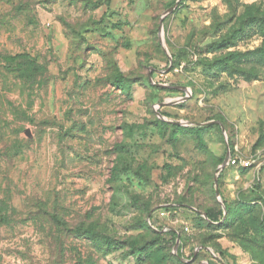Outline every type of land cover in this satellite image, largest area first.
<instances>
[{"label": "rangeland", "instance_id": "obj_1", "mask_svg": "<svg viewBox=\"0 0 264 264\" xmlns=\"http://www.w3.org/2000/svg\"><path fill=\"white\" fill-rule=\"evenodd\" d=\"M153 212L264 264V0H0V264H139Z\"/></svg>", "mask_w": 264, "mask_h": 264}, {"label": "trees", "instance_id": "obj_2", "mask_svg": "<svg viewBox=\"0 0 264 264\" xmlns=\"http://www.w3.org/2000/svg\"><path fill=\"white\" fill-rule=\"evenodd\" d=\"M19 57L22 59L28 58L26 55H19ZM226 207L228 208V206ZM161 209L171 214V211L173 213H177V211L180 209V206L167 205V206L161 207ZM156 212H153L148 215V217L150 216V223L147 220L148 228H147V232L145 231L146 235L142 238V240L129 243L130 245H132L131 250L139 252L140 257H143V256L145 257V259H143V261L140 262L139 264H167L172 259L176 260L180 264H184V261L181 260L183 256L181 253V249L183 247V239L181 237V234L174 229H168L166 231H163L164 226L156 222V218H155ZM205 213L207 215V218L213 222L219 221L224 216V211L222 209H219V210L209 209ZM154 234L155 235H160V234L169 235L170 240L174 244H176L177 239L180 237V246H179L177 254H170L166 252L162 247H160L159 240L154 237Z\"/></svg>", "mask_w": 264, "mask_h": 264}, {"label": "built area", "instance_id": "obj_3", "mask_svg": "<svg viewBox=\"0 0 264 264\" xmlns=\"http://www.w3.org/2000/svg\"><path fill=\"white\" fill-rule=\"evenodd\" d=\"M256 160L257 159H255L254 157L244 158V157H240L238 155L230 154V156L228 158V165L250 167L255 163ZM168 214L169 213L166 211H161V213H160L161 216H166ZM148 221L150 223V216L148 217Z\"/></svg>", "mask_w": 264, "mask_h": 264}, {"label": "water", "instance_id": "obj_4", "mask_svg": "<svg viewBox=\"0 0 264 264\" xmlns=\"http://www.w3.org/2000/svg\"><path fill=\"white\" fill-rule=\"evenodd\" d=\"M177 3H178V1L176 2V4L174 5V7L177 5ZM168 12H170V11H168ZM167 15V13L164 15V17ZM160 29H161V27H160ZM161 41H162V39H161ZM163 42V41H162ZM166 52H167V50H165ZM177 124H180L179 122H176ZM189 124H191V125H199V126H201V125H204L203 123H189ZM221 127H222V131L225 133L226 131H225V129H224V127L221 125ZM230 154H231V152H230V150H228V152H227V155H226V158H225V161H224V163L222 164V166H225V165H227L228 164V158H229V156H230ZM215 192L217 193V195H219L220 194V190H219V188H218V179L216 178L215 179ZM226 207H225V205H224V209H225ZM206 217H207V215H206V213H203ZM179 244H180V237L177 239V241H176V244H175V248H178V246H179Z\"/></svg>", "mask_w": 264, "mask_h": 264}]
</instances>
